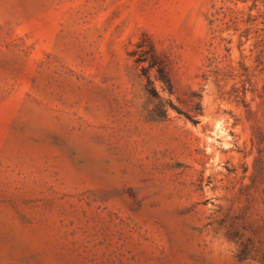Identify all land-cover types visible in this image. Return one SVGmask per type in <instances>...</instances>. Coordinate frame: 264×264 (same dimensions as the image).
Returning <instances> with one entry per match:
<instances>
[{"label":"rangeland","instance_id":"1","mask_svg":"<svg viewBox=\"0 0 264 264\" xmlns=\"http://www.w3.org/2000/svg\"><path fill=\"white\" fill-rule=\"evenodd\" d=\"M0 264H264V0H0Z\"/></svg>","mask_w":264,"mask_h":264},{"label":"trees","instance_id":"2","mask_svg":"<svg viewBox=\"0 0 264 264\" xmlns=\"http://www.w3.org/2000/svg\"><path fill=\"white\" fill-rule=\"evenodd\" d=\"M149 80V79H148ZM168 84V88L169 91L171 92V87ZM148 88L147 91L150 94V96L154 99L157 100V102L155 103V109L153 110L154 116H163L165 117L167 115V109H166V105L165 103L162 101V99L160 98L159 94L157 93V91L154 89V87L151 85V82L148 81ZM192 118V117H190ZM193 122H196V119L192 118L191 119Z\"/></svg>","mask_w":264,"mask_h":264}]
</instances>
